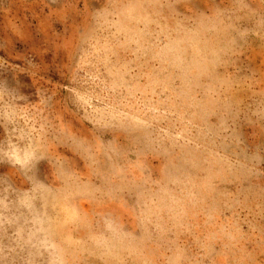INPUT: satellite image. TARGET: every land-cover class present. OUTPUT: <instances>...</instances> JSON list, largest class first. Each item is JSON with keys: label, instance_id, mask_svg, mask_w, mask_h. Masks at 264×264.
Wrapping results in <instances>:
<instances>
[{"label": "rangeland", "instance_id": "rangeland-1", "mask_svg": "<svg viewBox=\"0 0 264 264\" xmlns=\"http://www.w3.org/2000/svg\"><path fill=\"white\" fill-rule=\"evenodd\" d=\"M0 264H264V0H0Z\"/></svg>", "mask_w": 264, "mask_h": 264}]
</instances>
